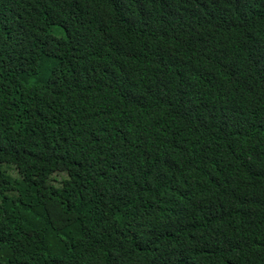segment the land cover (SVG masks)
<instances>
[{
	"label": "trees",
	"instance_id": "1",
	"mask_svg": "<svg viewBox=\"0 0 264 264\" xmlns=\"http://www.w3.org/2000/svg\"><path fill=\"white\" fill-rule=\"evenodd\" d=\"M0 264H264V0H0Z\"/></svg>",
	"mask_w": 264,
	"mask_h": 264
},
{
	"label": "rangeland",
	"instance_id": "2",
	"mask_svg": "<svg viewBox=\"0 0 264 264\" xmlns=\"http://www.w3.org/2000/svg\"><path fill=\"white\" fill-rule=\"evenodd\" d=\"M7 170H8L9 175L12 178H14V179L18 178L17 172L15 170H11V169H7Z\"/></svg>",
	"mask_w": 264,
	"mask_h": 264
}]
</instances>
